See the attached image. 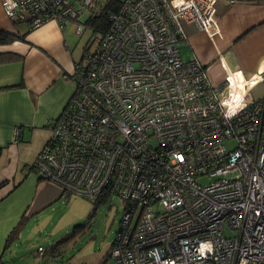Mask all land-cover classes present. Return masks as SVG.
I'll return each mask as SVG.
<instances>
[{
  "label": "built area",
  "instance_id": "obj_1",
  "mask_svg": "<svg viewBox=\"0 0 264 264\" xmlns=\"http://www.w3.org/2000/svg\"><path fill=\"white\" fill-rule=\"evenodd\" d=\"M216 2L122 0L75 63L34 166L65 193L122 200L108 264H264V97L253 91L264 75L223 62L213 84L179 53L187 20L220 35ZM101 3L1 0L13 23L72 21L77 34Z\"/></svg>",
  "mask_w": 264,
  "mask_h": 264
},
{
  "label": "crops",
  "instance_id": "obj_2",
  "mask_svg": "<svg viewBox=\"0 0 264 264\" xmlns=\"http://www.w3.org/2000/svg\"><path fill=\"white\" fill-rule=\"evenodd\" d=\"M216 17L220 35L185 26L180 44L187 48L185 61H201L213 84L223 79L221 61L250 81L264 75V0H217ZM66 26L51 20L33 30L20 28L7 18L0 0V30L17 35L0 44V57H15L0 61V249L19 220L35 217L59 197L29 168L74 92L71 75L80 58L70 49ZM257 89L258 97L264 96V82Z\"/></svg>",
  "mask_w": 264,
  "mask_h": 264
},
{
  "label": "rangeland",
  "instance_id": "obj_3",
  "mask_svg": "<svg viewBox=\"0 0 264 264\" xmlns=\"http://www.w3.org/2000/svg\"><path fill=\"white\" fill-rule=\"evenodd\" d=\"M85 17L86 14H82L78 20L83 22ZM188 24L199 29L194 22L187 20L182 29V44L186 39L185 26ZM15 26L28 27L18 23ZM65 33L70 49L77 58L91 50L90 28L86 27L81 34H77L75 24L70 21ZM179 52L183 60L189 58L186 47H180ZM221 66L223 70L222 61ZM253 91L256 96L259 95L256 86ZM233 145L232 141L227 143L229 147ZM50 184L55 187L56 198L61 190L57 185ZM123 213V202L114 195L103 201L92 202L74 194H64L35 217L23 220L17 237L8 246H5V242L2 245L0 264H108L112 242ZM39 247L43 249V255L38 253Z\"/></svg>",
  "mask_w": 264,
  "mask_h": 264
},
{
  "label": "trees",
  "instance_id": "obj_4",
  "mask_svg": "<svg viewBox=\"0 0 264 264\" xmlns=\"http://www.w3.org/2000/svg\"><path fill=\"white\" fill-rule=\"evenodd\" d=\"M121 2H122V0H103L99 12L96 15L85 17V20L83 21V23L85 24L86 27H88V28H90L96 32H103L108 27V24H109L108 16H107L108 13L116 12L120 7ZM16 37H17V35H12L8 32L0 30V44L10 43ZM19 38L22 39L23 41H25L24 36H20ZM14 58L15 57H12L11 55H3L0 57V61L11 60ZM20 58L21 57H19V59ZM49 140H50V137H49L48 141ZM48 141H47V143H48ZM34 164H35V162H34ZM34 164H32L30 166V168H29L30 170H35ZM64 194H67V196L72 195L69 193H65L64 191H60L59 197L64 195ZM104 197H105V195L101 194L100 201H103ZM81 198H83V197H81ZM22 220L23 219L19 220V222L10 231V233L6 239V242H5L6 243L5 246H8L9 242L17 237V234L20 231L22 224H23Z\"/></svg>",
  "mask_w": 264,
  "mask_h": 264
},
{
  "label": "clouds",
  "instance_id": "obj_5",
  "mask_svg": "<svg viewBox=\"0 0 264 264\" xmlns=\"http://www.w3.org/2000/svg\"><path fill=\"white\" fill-rule=\"evenodd\" d=\"M41 255H43V249H42V254Z\"/></svg>",
  "mask_w": 264,
  "mask_h": 264
}]
</instances>
